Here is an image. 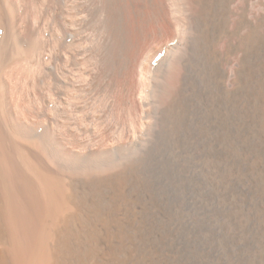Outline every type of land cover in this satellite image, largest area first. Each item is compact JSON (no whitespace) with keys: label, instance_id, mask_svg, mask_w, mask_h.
Masks as SVG:
<instances>
[{"label":"bare ground","instance_id":"1","mask_svg":"<svg viewBox=\"0 0 264 264\" xmlns=\"http://www.w3.org/2000/svg\"><path fill=\"white\" fill-rule=\"evenodd\" d=\"M181 1L184 23L204 39L202 97L213 93L221 120L228 110L223 128L231 133L208 136L221 128L212 121L205 131L222 145L218 178L232 201L238 179H252L247 188L260 202L246 216L249 225L256 214L263 220L264 235V12L251 0ZM105 5L127 20V36L142 32L140 0ZM153 9L160 30L181 31L160 0ZM75 19L64 0H0V264H181L143 169L126 153L135 131L131 60L122 85L116 71L103 89L101 71L78 55ZM176 71L166 96L183 81ZM148 73L145 66L140 89ZM235 242L231 234L227 248Z\"/></svg>","mask_w":264,"mask_h":264},{"label":"rangeland","instance_id":"2","mask_svg":"<svg viewBox=\"0 0 264 264\" xmlns=\"http://www.w3.org/2000/svg\"><path fill=\"white\" fill-rule=\"evenodd\" d=\"M64 1L76 12L72 30L75 44L82 43L78 55L85 61L90 60L92 73L101 71L103 89L110 87L116 71L122 85L120 78L131 60L130 99L135 131L126 153L143 169L152 202L158 214L164 215L162 221L180 263L247 264L254 261L264 264V246L260 244L264 240L260 230L263 220L258 221L256 214L249 225L246 216L253 209L257 210L260 202L247 188L252 179L245 183L238 179L235 190L248 199L243 204L236 192L232 194V201L231 191L228 192L218 178L221 166L216 154L222 145L216 146L205 131L211 129L212 121L221 128L213 129L208 136L231 133L223 128L228 110H224L226 114L221 120L213 103V93H206L208 99L202 97L208 85L201 50L204 39L196 27L193 29L184 23L188 12L183 2L160 0L169 11V20L181 21V31L176 32L174 28L160 30L161 23L153 9L155 0H140L139 14L145 22L142 32H133L129 37L127 20L122 14H111L105 0ZM262 2L264 0H251V8L256 3L257 11L264 12ZM178 64L180 67H175ZM145 66L150 74L146 86L140 89L139 76ZM180 68L184 73L183 81L176 91L167 89L169 95L166 96V77ZM177 106L184 107L183 114L178 112ZM102 115L105 118L106 113ZM120 120L123 122L122 117ZM234 139L236 144L238 133H234ZM241 148L238 143L235 160ZM231 234L232 241L236 242L228 249Z\"/></svg>","mask_w":264,"mask_h":264}]
</instances>
